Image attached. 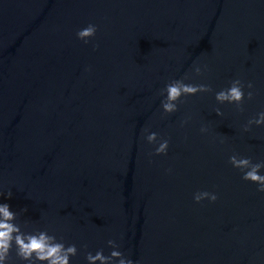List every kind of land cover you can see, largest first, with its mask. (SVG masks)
Instances as JSON below:
<instances>
[{
	"label": "water",
	"instance_id": "1",
	"mask_svg": "<svg viewBox=\"0 0 264 264\" xmlns=\"http://www.w3.org/2000/svg\"><path fill=\"white\" fill-rule=\"evenodd\" d=\"M185 76L213 91L168 115L164 89ZM236 79L243 111L216 100ZM261 112L264 0H0V204L22 231L75 244L71 264L114 250L133 264H264V193L229 162H264V126L244 131ZM205 191L218 200L197 204ZM8 264H26L15 246Z\"/></svg>",
	"mask_w": 264,
	"mask_h": 264
},
{
	"label": "clouds",
	"instance_id": "2",
	"mask_svg": "<svg viewBox=\"0 0 264 264\" xmlns=\"http://www.w3.org/2000/svg\"><path fill=\"white\" fill-rule=\"evenodd\" d=\"M97 27L94 24H89L86 28L77 32V37L81 41L88 43L96 37ZM94 47L98 48V45ZM196 76H202L204 73L200 67H195ZM185 76L182 80H175L169 83L164 92L166 99L162 102L164 113L171 115L176 113L178 104L182 102V98L196 96L201 93H211L213 89L205 84H186ZM244 83L240 79L233 80L231 86L227 89L216 93V100L220 104H234L240 111H243L242 105L245 101ZM248 89H253L254 85L249 82ZM249 101L254 99V92L247 93ZM217 115L222 116L223 113L219 109L216 110ZM264 126V112L258 114L257 119L248 121L244 131H250L251 125ZM202 132H207V128H202ZM158 136L156 133L147 135L149 144H156ZM169 148L168 140H162L156 148V155H167ZM230 164L243 173V180L259 185L258 191L264 193V175H260L264 169V162L253 163L249 158L232 155L229 158ZM2 195V194H0ZM8 197L11 198V192H8ZM197 204L204 200H209L215 203L218 196L214 193L198 192L194 196ZM26 211V210H25ZM17 219L16 213L10 210L8 204H0V264H8L13 247L15 246L16 255L26 264H71L72 257L78 255V249L75 244L66 246L62 241H58L55 235H49L47 231L24 232L21 227L14 223ZM108 244L111 248L117 249L119 246L114 240H109ZM89 264H114V261H119V264H133L131 259H126L123 253L118 250L111 252L110 256H105L103 251H98L95 255L87 254Z\"/></svg>",
	"mask_w": 264,
	"mask_h": 264
}]
</instances>
